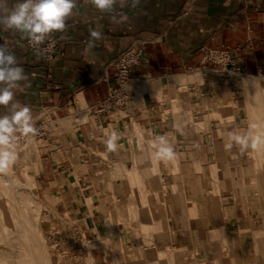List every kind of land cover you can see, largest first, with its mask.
Instances as JSON below:
<instances>
[{
	"label": "crops",
	"instance_id": "0c3cea01",
	"mask_svg": "<svg viewBox=\"0 0 264 264\" xmlns=\"http://www.w3.org/2000/svg\"><path fill=\"white\" fill-rule=\"evenodd\" d=\"M19 2L0 0V14ZM90 30L102 34L91 49ZM52 35L59 37L61 54L47 62L27 50L19 31L0 26V44L8 46L29 77L14 89L13 103L28 106L35 127L45 130L42 137L18 138L10 168L31 178L49 208L73 219L84 236L98 235L104 214L121 205L128 171L151 161L173 179L163 186L164 222L153 241L188 251L184 178L193 163L209 174L207 162L215 160L211 131L231 128L247 135L238 94L248 89L243 79L264 74V0H141L136 8L117 6L111 14L91 0H77L65 31ZM133 42L142 43V52L131 73L129 101L117 111L96 112L94 106L113 86V58ZM208 50H226L245 76L227 85L215 74L205 76L198 69L207 65ZM5 114L9 108L0 106V116ZM113 132L118 147L109 151L104 141ZM158 136L166 137L172 158L156 159ZM244 152L233 143L226 159L237 164ZM238 173L235 168L233 174ZM249 181V175L242 176L245 191ZM249 215L240 223L247 226Z\"/></svg>",
	"mask_w": 264,
	"mask_h": 264
},
{
	"label": "rangeland",
	"instance_id": "374dc122",
	"mask_svg": "<svg viewBox=\"0 0 264 264\" xmlns=\"http://www.w3.org/2000/svg\"><path fill=\"white\" fill-rule=\"evenodd\" d=\"M245 81L248 89L238 95L254 146L236 164L226 159L225 148L233 129L211 131L215 160L207 162L209 174L193 163L184 178L188 251L161 248L153 241L164 222L163 186L173 179L151 161L128 171L121 205L104 214L111 225L105 222L98 235L84 236L73 219L49 208L31 178L9 167L0 172V264H264V84L255 78ZM244 175L250 180L247 191ZM248 212L246 226L240 222Z\"/></svg>",
	"mask_w": 264,
	"mask_h": 264
},
{
	"label": "clouds",
	"instance_id": "9594fccd",
	"mask_svg": "<svg viewBox=\"0 0 264 264\" xmlns=\"http://www.w3.org/2000/svg\"><path fill=\"white\" fill-rule=\"evenodd\" d=\"M91 2L100 11L111 14L117 11V6L120 9L136 8L141 0H91ZM76 3L77 0H22L12 6L6 14H0V26L19 31L22 38L27 39L34 48L35 55L39 59L51 52L55 44V41L50 39L52 34L65 31L66 21L73 15ZM120 18L127 19L123 15ZM112 19L115 20L116 16L113 15ZM101 38V32L90 30L87 47L90 49L95 47L96 42ZM41 45L45 47L41 48ZM28 78L24 69L18 65L15 56L9 52L8 46L0 44V106L9 108V114L0 116V172L6 171L15 163L18 138L22 136L30 140L38 133L31 109L26 105L13 103L14 89L20 88L21 82H26ZM118 139L117 133H111L104 141L107 150L115 151L118 147ZM249 141L247 135L229 132L225 148L230 150L235 143L241 151H245L250 146H254V144L250 145ZM173 155V149L166 137L158 136L156 159H170Z\"/></svg>",
	"mask_w": 264,
	"mask_h": 264
},
{
	"label": "built area",
	"instance_id": "2783aa9c",
	"mask_svg": "<svg viewBox=\"0 0 264 264\" xmlns=\"http://www.w3.org/2000/svg\"><path fill=\"white\" fill-rule=\"evenodd\" d=\"M51 40L55 41L51 52L43 56L44 60L50 62L56 56L61 54V49L58 46L59 37L52 35ZM47 43V42H46ZM25 44L27 50L35 53L34 48L26 39ZM41 48L45 45H41ZM142 52V43L133 42L129 46L123 48L112 60L114 68L113 86L110 88L106 99L100 101L93 110L98 113L107 114L111 111H117L123 108L130 99L129 82L131 80V73L133 67L139 62ZM206 64L198 69L205 76L215 74L219 81L230 83L237 82L245 76L244 67L237 64L226 50H208L205 54ZM264 84V74L256 76ZM38 129L37 135L34 137H42L44 135V128L42 125L36 127Z\"/></svg>",
	"mask_w": 264,
	"mask_h": 264
},
{
	"label": "bare ground",
	"instance_id": "6f19581e",
	"mask_svg": "<svg viewBox=\"0 0 264 264\" xmlns=\"http://www.w3.org/2000/svg\"><path fill=\"white\" fill-rule=\"evenodd\" d=\"M245 83H246V82H245ZM246 87H247V85H246ZM249 161H252V162H254V163H255V158H254V157H253V158H252V157H250V158H249ZM257 177L259 178V176H257Z\"/></svg>",
	"mask_w": 264,
	"mask_h": 264
}]
</instances>
